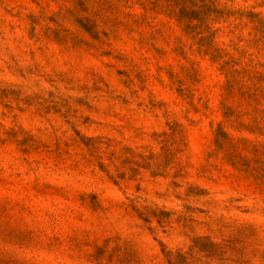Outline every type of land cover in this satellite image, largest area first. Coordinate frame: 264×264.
I'll return each mask as SVG.
<instances>
[{
	"label": "rangeland",
	"instance_id": "1",
	"mask_svg": "<svg viewBox=\"0 0 264 264\" xmlns=\"http://www.w3.org/2000/svg\"><path fill=\"white\" fill-rule=\"evenodd\" d=\"M0 264H264V0H0Z\"/></svg>",
	"mask_w": 264,
	"mask_h": 264
}]
</instances>
